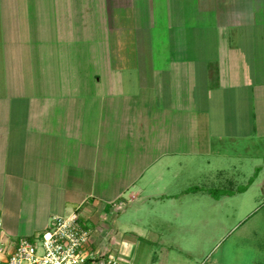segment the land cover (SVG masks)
<instances>
[{
	"label": "crops",
	"instance_id": "crops-1",
	"mask_svg": "<svg viewBox=\"0 0 264 264\" xmlns=\"http://www.w3.org/2000/svg\"><path fill=\"white\" fill-rule=\"evenodd\" d=\"M23 1L21 4L28 6L29 1ZM5 2L7 7L9 2L15 1ZM42 2L45 1L40 0L39 3ZM48 4L50 9L53 8V15L44 18L39 14L40 28L46 31V27H51L55 35L54 43L59 47L66 44L64 54L60 50L59 53L54 52L56 60L62 56L68 58L71 54L77 59H88L87 63L91 62L89 58L101 63L104 55L109 58V72L124 73L148 65L156 72L165 71L171 81L172 76H176L179 82L180 76L183 81L181 85L185 82L190 88L188 94L183 96L181 103L176 104L174 93H170L167 104L161 103L160 109L170 110V113L177 110L181 113L199 111L202 103L200 93L207 92L208 102L224 99L225 104L229 103L234 109L236 124H247L246 131H240V127L239 131L231 133V137L264 138V0H49ZM23 24L24 21L20 25ZM16 30L15 35L8 34L6 46L4 43L0 45V58H6L7 53L15 55V48H20L24 43L23 37L28 34L22 32V26H17ZM46 37L43 33L42 39ZM85 42H89L90 48L84 49ZM16 55L21 60L25 58L22 53ZM192 69L194 74H198L194 76ZM191 88L195 89L194 99H191ZM17 95V98L13 93L11 97H0V244L5 243L12 248L19 236L35 234L49 225L53 215L68 214L75 209L81 211L84 224L96 227L101 223L103 214L109 215L110 212L109 204L105 203L109 199L106 195L108 189L103 183L102 188L96 187L99 175L104 178L108 171L115 169L113 158L109 161L105 156L112 151L107 140L115 134L108 129L111 126L110 118L122 115L126 109L118 110L116 103L108 105L105 94L101 95L100 100H92L91 108H98L99 112L93 114L95 122L90 119L86 126L88 140L79 129L72 127L76 119H71L70 128L67 126L63 130L60 121L58 132H50L51 123L47 126L41 124V116L35 113L24 115L22 123L26 122V125H21L20 133H23L19 136L15 123L21 119L13 113L14 106L22 104L28 107L31 96L25 90ZM35 95L37 98L40 96L39 92ZM109 95L118 97L119 94L111 90ZM135 97L133 94L126 96L128 100L136 102ZM152 101L156 102V99ZM38 102L47 104L41 99ZM132 104L136 106L138 114L144 113L141 108L139 110L138 104ZM14 115L18 118L15 119ZM17 137L22 141L20 148ZM57 139H60L58 147ZM48 140L60 150V154L50 152L51 158L46 157ZM151 144L150 162L144 167L142 164L131 166V169H135L134 175L129 180L125 177L126 183L122 190L116 192V197L122 191L134 190L130 199L125 197L128 202L142 198L143 201L155 199L156 202L165 200L164 203H167L189 194L185 192L189 178L193 179L195 173L202 174L203 169L187 168V164L183 163L174 167L176 162L167 163L166 159L178 160L183 152L191 154L192 149L188 148L191 146H180L179 141L162 132L153 133ZM220 153L224 155L228 150L221 149ZM121 155L118 156L117 170L122 161ZM48 160L54 166H63L65 173L55 175V180L59 178L58 187L57 182L48 186V195L44 197V191L39 187L45 184L39 179H32V175L37 177L36 173L44 172L41 164ZM212 168L220 173L226 170V166L223 169L217 166ZM257 168L258 176L260 171L264 173V165ZM148 170L152 182L159 185L156 188H167V191L144 197L141 193L143 183L138 189L134 188ZM49 174L47 171V176ZM26 175L31 181L25 182ZM60 176L65 177L63 184ZM256 177L249 180V185H243L242 192L238 189L223 196L247 193ZM224 179H232L231 187H236L243 178L235 173ZM29 183L36 187L34 194L28 192ZM262 183L264 191V175ZM109 222L106 223L112 228ZM115 225V231L125 236L119 238L118 242L125 253L128 254L132 245L137 248L131 231H128L137 229L136 221L128 224V229L125 227L124 231L119 229L118 224ZM6 257L7 254L0 253V259Z\"/></svg>",
	"mask_w": 264,
	"mask_h": 264
},
{
	"label": "rangeland",
	"instance_id": "rangeland-1",
	"mask_svg": "<svg viewBox=\"0 0 264 264\" xmlns=\"http://www.w3.org/2000/svg\"><path fill=\"white\" fill-rule=\"evenodd\" d=\"M14 1L11 4L9 2L6 7L5 0H0V45L4 43L6 46L8 34L15 35L17 26L18 28L22 26V32L28 35L23 37L24 43L20 48H15V55L11 56L7 53L6 58H0V97H11L13 93L17 98V94H21L23 90L26 94L30 93L31 101L28 102V107L22 104L14 106L13 113L18 114L21 119L20 122L15 123L16 129H14L17 133H20L21 125H26V122L22 123L24 115L35 113L41 116V124L47 126L51 123L50 132H58L60 121L63 130L67 126L70 128L71 119H76L72 127L79 129L88 140L89 136L85 133L86 126L90 119L91 122H95L96 117L93 114L99 112L98 108H91L92 100H100L101 95L105 94L108 105L116 103L118 110L126 109L122 115L110 118L111 126L109 125L108 129L115 134L107 140L108 145L112 146V151H108L105 156L109 161L113 158L115 169L108 171V175L104 178L99 175L96 186L102 188L103 183L108 189L106 195L109 199L105 200V203L109 204L110 216L103 214L101 223L96 227H90L93 229L91 237L93 250L111 251L124 262L123 264H264V191L262 190L264 173L260 171V175H257L259 170L257 166L264 165V138L231 137V133L239 131L240 127H242L240 131L243 129L246 131L247 124L238 126L234 120L233 107H230L229 103L226 105L224 99L208 102L207 92L200 93L202 103L199 105V111L181 113L177 110L175 113H170V110L160 109L161 103L167 104L170 93L172 95L174 93L176 104L181 103L183 96L188 94L190 88L185 82L181 85L183 81L180 76L179 82L175 79L176 76H172L171 81V77L165 71L156 72L148 65L126 70L124 73L112 70L109 72V58L104 55V58L100 59L101 63H95L94 60L97 59L94 58H89L91 62L87 63L88 59H77L71 54L68 58L62 56L56 60L54 52L59 53L60 50L64 54L66 44L57 46L54 43L55 35L51 27L49 29L46 27V31H42L39 24V14L49 18L53 15V8H49V0H43L45 2L42 3H39L40 0H25L29 1L28 6L21 4L23 0ZM18 1L20 3H17ZM23 21L24 24L20 25ZM43 33L47 36L45 40L42 39ZM88 43H83L84 49H88ZM4 50L8 51L5 47ZM86 52L90 54L88 50ZM17 53L25 55L23 61L17 57ZM192 74H194L193 69ZM111 90L119 94L118 97L110 96ZM38 92L40 96L37 98L35 93ZM130 94L136 95L138 101L128 100L126 96ZM194 95L195 89L191 88V99H194ZM153 98L156 102L152 101ZM40 99L45 100L47 104H40L38 102ZM132 103L138 104L139 110L142 109L144 113L138 114L136 106ZM14 116L15 119L18 118L17 115ZM55 124L57 126H53ZM158 132L169 134L176 142L179 141L180 146L186 148L191 146L188 148L192 149L191 154L183 152L178 156V160L166 159L167 163L176 162L174 167L183 163L187 164V168L190 166L191 169L202 168V174L195 173L193 179L189 178L190 182L185 188V192L189 194L179 200L164 203L165 200L143 201L140 198L128 202L126 198L130 199L134 190L126 193L122 191L121 195L116 197V192L122 190L126 183L125 177L129 180L130 176L134 175L135 169H131V166L142 164L144 167L150 162L151 136ZM22 133L21 131L19 136H22ZM20 140V137H17L19 148L22 147ZM59 140L57 139V147ZM47 147V158H51L50 152L60 154V150L56 149L49 140ZM10 148L12 149V146ZM221 149L228 150V153L221 155ZM120 154L122 161L117 170ZM49 162L48 160L41 164L44 172L36 173L37 177L32 175V179H39L45 184L39 187L44 191V197L48 195L50 188L48 186L57 182L58 187L59 178L56 177L55 180V175L59 172L65 173L63 166L59 168ZM213 166L221 169L226 166V170L220 173L213 170ZM47 171L50 172L48 176ZM149 172L150 170L142 178L143 182H137L134 188L138 189L143 183L141 193L144 197L151 193L167 191V188H156L159 185L157 182H152ZM235 173L243 179L236 187H231L232 179L229 181L224 178L234 176ZM249 176L256 179L247 193H235L230 197L220 196L223 192L236 191L244 184L249 185L251 179ZM248 177L249 179H246ZM64 178L60 176L61 184ZM28 180L31 181L26 175L25 182ZM29 185L28 192L34 194L36 187L32 183ZM138 208L140 210L137 212ZM108 220L113 229L107 225ZM133 220L136 221L137 229L133 232L132 229L128 231H131L130 235L135 239L137 248L132 245L126 254L120 246L122 244L118 243L119 238L125 236L118 230L115 231V224L124 231ZM35 235L36 233L21 235L16 243L23 237L35 242L37 240ZM4 244H0L1 249L4 248ZM0 264L6 263L0 259Z\"/></svg>",
	"mask_w": 264,
	"mask_h": 264
},
{
	"label": "built area",
	"instance_id": "built-area-1",
	"mask_svg": "<svg viewBox=\"0 0 264 264\" xmlns=\"http://www.w3.org/2000/svg\"><path fill=\"white\" fill-rule=\"evenodd\" d=\"M82 220L79 209L53 215L50 224L36 233L35 242L23 237L12 248L9 245L0 248V252L7 254L1 261L6 264H123L111 251L93 250V229L86 227Z\"/></svg>",
	"mask_w": 264,
	"mask_h": 264
},
{
	"label": "trees",
	"instance_id": "trees-1",
	"mask_svg": "<svg viewBox=\"0 0 264 264\" xmlns=\"http://www.w3.org/2000/svg\"><path fill=\"white\" fill-rule=\"evenodd\" d=\"M244 187H238V189H240V190H242ZM237 189V190H238ZM188 191H190V189L188 190ZM232 191H234V190H230V192H223V193H221V195L220 196H222V195H225V194H230V193H233ZM219 196V197H220ZM83 221V220H82ZM83 223H84V221H83ZM86 227H88V225H86V224H84Z\"/></svg>",
	"mask_w": 264,
	"mask_h": 264
}]
</instances>
